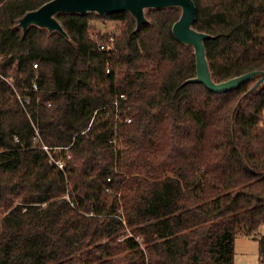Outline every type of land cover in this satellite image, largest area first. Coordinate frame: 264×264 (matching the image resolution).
<instances>
[{"label": "trees", "instance_id": "obj_1", "mask_svg": "<svg viewBox=\"0 0 264 264\" xmlns=\"http://www.w3.org/2000/svg\"><path fill=\"white\" fill-rule=\"evenodd\" d=\"M49 1L0 0V74L39 87L23 105L0 79V264H235L238 234L264 264V85L238 105L256 80L186 83L179 8L138 31L127 12L59 14L69 39L23 35L17 20ZM194 2L215 81L264 71V0ZM94 19L122 24L111 49Z\"/></svg>", "mask_w": 264, "mask_h": 264}, {"label": "water", "instance_id": "obj_2", "mask_svg": "<svg viewBox=\"0 0 264 264\" xmlns=\"http://www.w3.org/2000/svg\"><path fill=\"white\" fill-rule=\"evenodd\" d=\"M166 8L180 9V17L174 23L172 32L180 43L192 47L195 53L196 76L187 80L186 83H201L211 92L227 93L249 81L256 80L241 97L238 105L264 85V71L256 70L227 81H215L205 47V41L211 38V35L195 28L196 4L194 0H51L19 18L16 27L22 30L23 35L34 26L44 29L50 34L58 32L69 39L68 33L57 18L59 14L86 15L95 13L100 17H105L110 14L127 12L135 19L138 31L149 23L147 17L149 10Z\"/></svg>", "mask_w": 264, "mask_h": 264}, {"label": "rangeland", "instance_id": "obj_3", "mask_svg": "<svg viewBox=\"0 0 264 264\" xmlns=\"http://www.w3.org/2000/svg\"><path fill=\"white\" fill-rule=\"evenodd\" d=\"M121 26L122 24L115 20L94 19L91 22L90 35L95 39H101L105 35L120 31ZM10 80L13 82L11 78ZM68 159L70 160L71 157H68ZM63 161L66 163L64 159ZM258 232L260 235H264V226H261ZM235 264H261L257 240H255L253 237H247L243 234L237 235L235 243Z\"/></svg>", "mask_w": 264, "mask_h": 264}, {"label": "built area", "instance_id": "obj_4", "mask_svg": "<svg viewBox=\"0 0 264 264\" xmlns=\"http://www.w3.org/2000/svg\"><path fill=\"white\" fill-rule=\"evenodd\" d=\"M98 41V46L100 50H109L112 48L113 46V41H114V37L112 34L109 35V39L107 41H100L98 39H96ZM34 68H38L37 64H34ZM0 79L6 81L7 83L10 84V86L12 87V89L14 90V92L16 93V96L18 98V100L24 105L27 101H29L31 99V92H37L39 87H38V82H37V76L35 77V79L32 82L31 88L29 90H24L23 93H21L20 91L17 90V88L15 87V85L13 84V82H11L10 78L5 77L4 75L0 74ZM123 97V96H121ZM128 123L131 122L130 119L127 120ZM35 130H36V134L37 136L34 138L35 142L37 140H40V136H39V131L36 128V126L33 124ZM43 149H45L46 151H49V149L44 145ZM60 148H57V150H59ZM50 158H51V162H55L57 164V166L61 169L65 168V162L63 161V159L57 158V160H55L51 154Z\"/></svg>", "mask_w": 264, "mask_h": 264}]
</instances>
